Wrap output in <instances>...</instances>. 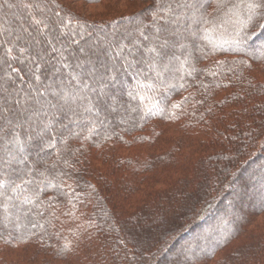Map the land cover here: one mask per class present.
Returning a JSON list of instances; mask_svg holds the SVG:
<instances>
[{"label":"trees","instance_id":"trees-1","mask_svg":"<svg viewBox=\"0 0 264 264\" xmlns=\"http://www.w3.org/2000/svg\"><path fill=\"white\" fill-rule=\"evenodd\" d=\"M197 235L178 264H264V0H0V264Z\"/></svg>","mask_w":264,"mask_h":264},{"label":"rangeland","instance_id":"rangeland-1","mask_svg":"<svg viewBox=\"0 0 264 264\" xmlns=\"http://www.w3.org/2000/svg\"><path fill=\"white\" fill-rule=\"evenodd\" d=\"M81 9H82L81 10L82 13L85 14V16H89L91 18L99 16L103 12V7L98 6V5L82 7ZM55 28H59V32H61V34L66 33L64 30L65 28H63L62 26H59L57 23H55ZM137 48L139 49V45L138 46L136 45L134 50H136ZM112 52L113 54H115V51L112 50ZM1 115L6 116L7 112L6 111L2 112ZM245 182H246V179L244 181L242 180V183H245ZM231 199L235 201H244V202L251 200V201H254V203H258V201H260L259 197L252 196V194H250L249 192L240 193L239 189H237L236 187L233 188ZM238 212L242 215H245L247 213V210L243 206H239ZM209 228H216V225L208 227L207 229L206 227L201 228L200 236H204ZM198 238H199V235H197L196 237L191 236V237H188L186 241L181 242L180 247L176 249V252L170 255L168 264H178V259H180V257L184 253L183 251H186L185 246L190 245L194 239H198Z\"/></svg>","mask_w":264,"mask_h":264}]
</instances>
